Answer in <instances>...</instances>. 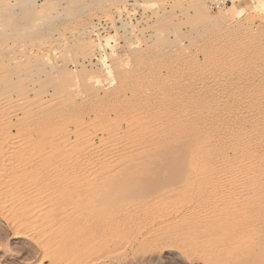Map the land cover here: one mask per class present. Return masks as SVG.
I'll return each mask as SVG.
<instances>
[{
	"label": "bare ground",
	"instance_id": "bare-ground-1",
	"mask_svg": "<svg viewBox=\"0 0 264 264\" xmlns=\"http://www.w3.org/2000/svg\"><path fill=\"white\" fill-rule=\"evenodd\" d=\"M18 32L0 50V264H264L262 44L187 60L190 39L115 84L29 60Z\"/></svg>",
	"mask_w": 264,
	"mask_h": 264
},
{
	"label": "rangeland",
	"instance_id": "rangeland-1",
	"mask_svg": "<svg viewBox=\"0 0 264 264\" xmlns=\"http://www.w3.org/2000/svg\"><path fill=\"white\" fill-rule=\"evenodd\" d=\"M228 10L230 12H228ZM210 19L211 23L212 19L214 22L216 21L215 24L218 26L217 29H215V24L208 22ZM202 23L206 24L203 25ZM196 25L199 35L196 30ZM15 26H17V28ZM192 26L193 28L195 27V29H193ZM211 27L214 29V35L212 34ZM18 28L21 32H18L19 34L16 35L17 39L20 38L19 41H25L24 43L28 42L32 45L33 49H29L26 53L28 56L30 53L29 57H32V59L28 58L29 60H34V56L35 60L36 58L40 60L41 56L42 60L56 59L59 64L63 63L61 62L63 60H68L64 62L67 64L66 68L70 71L65 68L64 70H67L66 72L70 73L71 76L77 77L80 74L89 73L91 75L93 74V76H97L101 82L106 78H113L115 84H117V81L120 79L116 80V78H119L121 74H127L125 76L129 74L133 75L139 69L138 67L145 68L144 66L147 64L145 60L149 62L153 60L154 64L151 66L157 69L163 67L166 61L167 63H171L174 59L184 60V58H191L192 60L193 57H195L194 59L196 60H202L203 54L201 53V56L200 52L196 50L201 49L202 51H207V55H209L210 52L212 54L213 52L222 51L224 47L228 49L227 45H232L231 43H233V41L245 39L247 35L248 39L253 40L258 43V45L260 44V47L262 44L263 47L264 0H0V36L1 33L3 34V36L0 37V50L2 54L6 53V55H8L2 48L7 42L10 43L9 34L11 31L13 29L19 31ZM202 28L205 30L207 29L203 34H201L203 31L201 30ZM23 30L25 33H22L24 32ZM163 30L168 31L164 32ZM208 30L211 31L209 32ZM223 32L224 34H222ZM76 33H81V35L79 34L81 37H79V35L75 36L77 35ZM155 33H157L158 36ZM218 33L221 35L219 34L218 36ZM226 34L231 35V37L229 36L230 39L229 37L227 38L228 35ZM190 35L191 38L188 37ZM242 35H244L245 38H243ZM223 36H226L227 39ZM222 38L226 40H224L226 44H223L224 41L220 40ZM53 39H55L54 42H52ZM190 39H192V41ZM210 40L212 42L215 41L214 44L218 41L217 44L219 46L221 45L219 50L217 49L218 45L215 44L216 47ZM48 41L52 43L51 48L50 45H48L51 43ZM189 41L199 48L196 49V47H191L193 45H189L192 44ZM209 41L211 45L206 44L209 43ZM227 41L230 43L228 42L227 44ZM253 41L250 42L252 43ZM167 42L169 44H167ZM170 43L176 45L173 46ZM179 43H181L180 48L184 46L182 48H185L184 50L180 51V48L177 46ZM201 44L205 45V47L201 46ZM56 45L59 46L56 47ZM168 45L167 51L166 47ZM188 45L191 51L189 54L186 53L189 51ZM235 45L236 44L233 43L232 47ZM170 46H173L172 49ZM200 47H203V49ZM212 47H215L216 50L214 48V51H212ZM46 48H48V50ZM54 48L58 49L55 50ZM162 48H164L163 52L161 51L163 50ZM225 48L223 51L226 50ZM40 49L41 52H39ZM42 49L46 51H42ZM52 49L53 52L51 51ZM194 50L195 53L193 52ZM51 52L53 53V59ZM166 52H168V54ZM184 52L188 55L191 53L193 57L191 55L189 57L184 54ZM33 53L35 55H33ZM177 53H179L180 56L184 54L183 57H186H180ZM193 53L194 55L197 54V57L194 56ZM2 54H0V57ZM6 55L5 58L4 56L3 58L1 57L0 62H4V60L7 59L8 56ZM75 60L82 66V69L80 68L82 70H80L81 72L78 69L80 66H74L77 71L73 68V65L77 63H75ZM98 60H102L103 62L101 61L102 63L100 64ZM137 61L145 62V65L141 62L142 66H138L141 64H135ZM86 62L90 63V67ZM133 63L137 66V68L135 67L137 70H133L132 68L129 69V67L134 66ZM2 65L4 66V63L1 62L0 74L4 75L3 73L6 72H4V67ZM120 65L123 67H120ZM83 66L86 67L85 71L83 70L85 69ZM112 66L114 69L111 68ZM94 67H96L95 69L102 67V69L99 70H104L107 74L103 75L104 71H97ZM78 71L80 73H78ZM71 72H73L74 75ZM118 73L120 74L118 75ZM109 74L112 78L109 77ZM114 74L119 77L116 75L114 76ZM11 247L12 246H10V248Z\"/></svg>",
	"mask_w": 264,
	"mask_h": 264
}]
</instances>
